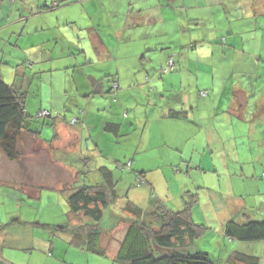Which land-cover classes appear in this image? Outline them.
<instances>
[{"label": "crops", "instance_id": "1", "mask_svg": "<svg viewBox=\"0 0 264 264\" xmlns=\"http://www.w3.org/2000/svg\"><path fill=\"white\" fill-rule=\"evenodd\" d=\"M7 2L0 0V14ZM8 5L11 15L16 13L19 17L6 23L4 19L10 17L0 15V33L8 25L16 24L13 27L15 38L10 42L28 35L26 45L34 50H25L22 55L18 53L24 66L18 65L14 81L6 83L25 93L29 116L33 117L38 111L51 113V120L44 121L45 129L41 133L45 139L41 134L39 137L27 132L22 134L18 149L27 151L30 146V152L24 155L22 152L21 158L32 157V165L35 159L39 161L63 145L77 147L79 142L82 150L88 153V159H75L77 162L70 166L58 165L57 161L43 164L44 170L49 168V177L53 178V190L63 193L55 204L67 212V220L61 223L50 220V223H39L38 226L68 233L69 240L70 230L89 221L82 215L70 213L66 189L83 187L82 177H93L84 182L90 183L87 187L101 185L104 170L112 172L121 204L125 197H130L136 205L145 208L152 203L148 198L153 192L156 199H163L168 190L158 191V180L146 164L153 158L156 162L152 165L168 166L171 172L180 165L188 166L186 175L190 174V177H176L186 185H181L176 195L169 192L166 198L174 197L179 201L187 192L197 193L199 199L205 197L204 213L209 221L214 219V213L225 216L230 209L227 200L235 204L236 214L264 212L261 210L264 205V177L263 180L262 177H222L217 171H203L201 161L197 169L191 168L193 164L185 162L183 156L186 145L190 143L225 151L228 142H234L232 134H246L248 126L240 119L250 121L248 130L259 135L256 141L259 146L264 145V137L260 136L264 133V121L259 119V114L264 117V83L257 88L254 83L257 80L247 84L237 77L235 80L227 78L219 84L215 77L216 74L227 77L247 71L259 72V53L246 48L242 50L236 43L245 35L248 39L261 37L264 40V0H16L14 5ZM223 6H226L224 13L220 9ZM13 55L17 54L11 52L10 56ZM5 56L4 51L0 52V57ZM55 59L58 61L56 66L53 63ZM169 59H173L174 67L166 71ZM28 62L30 67L26 66ZM2 65H7L5 60H0V79L4 81ZM38 68L42 70L38 76L42 95L37 88L38 77H33L34 70ZM204 68L213 77L200 86V77L193 71ZM47 72L51 79L48 82L43 77ZM43 82L49 83L51 88ZM115 83L117 89L114 88ZM56 92L59 98L66 99L71 105L66 104L64 110L57 108ZM29 93L32 95L30 103ZM148 107L152 114L159 110L152 121L141 119ZM132 114L135 120L129 121ZM71 115L80 122V126H77L79 123L74 127L70 125L71 121L67 119ZM249 116L251 120H248ZM138 121L151 127L142 129V143L131 160V170L125 171L122 168L125 164L116 162L114 156L108 155L100 145L105 143L110 149L118 143L121 135L137 128ZM110 127L114 130L111 128V131ZM71 128L77 129L73 131ZM222 133L230 136L223 138L220 136ZM87 137L92 142L85 143ZM44 150L49 152L44 155ZM235 150L240 148L236 146ZM0 157L7 159L1 149ZM126 159L129 160L130 155ZM13 162L17 161H10L11 166ZM180 171L181 174L185 172ZM6 173L5 177L12 182V172L10 175ZM142 173L147 183L137 189L134 177ZM206 173L211 176L203 177ZM0 176L4 177L2 172ZM162 176L167 182L164 172ZM122 184L124 190L120 192ZM175 186L179 189L177 184ZM30 194L37 197L34 191ZM163 201L177 207L170 200ZM228 219L220 216L221 223ZM10 221L5 226L0 224V234L5 233L3 239L15 246L18 241H23L22 232L29 229L25 227L26 222L21 223V218L12 224ZM16 223L21 225V229L17 230V236H12L6 228ZM110 242L107 238L102 244L116 253L115 241ZM223 242L229 244L225 237ZM258 243H262L263 251L264 242ZM54 244L52 240H46L45 248ZM247 246L252 247L248 254L258 257L256 245ZM2 259L6 264L15 263Z\"/></svg>", "mask_w": 264, "mask_h": 264}, {"label": "rangeland", "instance_id": "2", "mask_svg": "<svg viewBox=\"0 0 264 264\" xmlns=\"http://www.w3.org/2000/svg\"><path fill=\"white\" fill-rule=\"evenodd\" d=\"M7 1L8 2L4 5L0 15L2 17L9 16L10 19L5 18L4 20L6 23H10V20L18 18L19 15L16 13H13V15H11V9H9L10 6L8 5V3H10V5H14L16 0ZM30 1L31 0H28V2ZM225 8L226 6L220 7L222 12L225 10ZM226 15L229 16L228 13H226ZM23 22L27 21L24 20ZM221 23H223V21H221ZM209 25H211V23H209ZM214 25L215 24L213 22L212 26ZM14 26H16V24H14ZM14 26L13 24H10L6 28H3L0 33V36H2L1 34H3L4 36V38L3 36L0 38V52L4 51L6 55L5 57H0V60H5V64H7L2 65L1 70L2 75H4L3 78L5 83H11L14 81L13 76H16V68H18V65H20V67L24 66V61L18 56V53L21 54V52L25 50L27 52L34 50L26 45V38L28 37V35L20 36L17 38V40L10 42V40H13L15 38V36L13 35ZM8 30L9 32L6 33V31ZM260 35L262 36L261 33ZM245 37L246 35L242 38H239V41L236 43V46L240 47V49L246 48L245 50L259 53L257 55L258 63H260L259 72L247 71L239 75L230 74L227 77H224L220 74H216L215 77L218 78L217 80L219 81V84H222L224 81H226L227 78L235 80L238 79L237 77H241L242 79H244V83L247 84H249V81L251 80H257L256 82H254L256 85H258L257 88L264 83V40L263 38L261 39V37H258V39H248ZM11 52L17 55L10 56ZM23 55H25L26 57V53H23ZM259 57H261V59H259ZM53 63L56 66L58 61L55 59ZM217 63L218 62L216 61V64ZM26 66L30 67V63L28 62ZM205 67L208 68L207 65H205ZM41 72L42 70L40 68L34 70L33 77L40 76ZM48 74L50 73H44L43 76L47 82L51 80L49 79L50 76H48ZM193 74L200 77V86L204 85L206 82H208V79H211L213 77V74L210 73L206 68L201 70H194ZM196 76L195 79H197ZM36 81L39 94L42 95L43 92L40 87V77H38ZM42 84L51 88V86H49V83L43 82ZM32 89H34V87H32ZM195 93L199 95L197 90ZM56 95L57 101L55 102V106L57 108L64 110L66 104L71 105V103H69V101H67L66 99L59 98L57 92ZM31 99L32 95L30 94L28 98L29 103ZM45 102H48V99H46ZM147 109L148 111H146V113L143 112L141 119L148 118L149 121L154 120L155 115L158 113L159 110H157L155 114H152L151 111H149L150 107H148ZM142 110H144L143 107ZM33 117L34 121H31L32 123L28 124V126H30L32 130H36L42 133L43 129H45L44 121L51 120V118L48 119L46 117H41V111L35 113ZM73 117L74 116L71 115V117H69V119L67 120L72 122L73 120H75L73 119ZM129 118V121H134V114H132ZM259 119L264 121L263 114H259ZM248 120H251L250 116ZM71 122L70 125L74 127L75 124H72ZM240 122L247 125L249 128L250 121L245 122L244 120L240 119ZM76 124H78L77 126H80V122L77 121ZM237 124L240 123L238 122ZM145 127L151 126H146L138 121L137 128L134 127L130 130L129 133L121 135L118 140V143L111 146L110 149H108L109 147L105 143H102L100 146L103 148V151H105L108 155L114 156V160L116 162H118L119 164H125L122 167L125 169V171H130L131 160L135 156L137 148H139L140 144L142 143V129ZM248 128H246L245 135L244 133L240 134V136L232 134L231 137L234 138V142H228L225 151L219 152V150L213 149L212 147L210 150L207 147H203L204 144H201L202 146L193 143L186 145L185 152L183 153L185 162L187 161L188 163L193 164L191 168L197 169L201 161L203 171L204 169L210 172L217 171L222 177H262L263 180L264 145L259 146L256 143L259 135L251 133ZM71 129L75 131L77 128ZM134 129H138V131L136 132L134 131ZM260 130L261 128H259V131ZM41 136L43 137V139H45L44 135L41 134ZM220 136L223 138H228L230 135L222 133L220 134ZM260 136L264 137V133H262V135ZM87 138L88 140H86L85 143L92 142L89 137ZM236 146H238L240 150H235ZM28 150L24 151L22 148L20 149V151L23 152V155L30 152V146L28 147ZM32 152L37 154V151L32 150ZM46 152L49 151H42L44 155ZM87 155L88 153L85 150H82L81 142H79L77 147L67 148L65 147V145H63L60 149H55L53 153H49L47 156H42L43 159H40L39 161L38 159H35V163L32 164L33 166L31 165L32 157H23L19 160H15L17 162H13V166L10 165L11 163L9 160H5L3 157H0V173L2 172L4 175V177L0 176V224H2V226H5L10 220V224H12L13 221L17 220L18 218H21V223L26 222L25 227L29 229L28 232H22L23 241H18V243L15 245L16 247L11 245L9 241H6V239H3V235L5 233L0 234V260L5 261L4 259H2L4 257L6 259H9L10 261L15 262L12 264H115L113 263L112 259L102 258L94 255L88 256V254H85L86 252L83 249L77 248L76 245L71 243L72 235H70V238L68 240V233L53 232L47 227H44V225H37L39 223H50V220H59L57 221L59 223H61L62 220H67V212H63L60 209L61 206L59 207L58 204H55V200H59L62 197L63 193H56V191L53 190V188H55L53 187L55 185L53 184V178L51 179L49 177V168L46 167L44 170L43 164H46L50 161H57L58 165L62 166L63 164H67L68 166H70L71 164H75L77 162L75 161V159H88ZM127 155H130L129 160L126 159ZM155 162L156 158H153L147 161L146 164L149 168H152V175L158 180V191L165 192L166 190H168V193H166L163 199H161L160 201L165 203V201L163 200H170V202H174L176 206L180 205L181 197L178 201L174 197L173 199H167L166 196H168L169 192H173V194L176 195L178 193V190L180 191L181 185H186L185 182H183L182 180L180 182V180L176 179V177H190V174H188L189 176L186 175L188 166L184 164L180 165V167H175L173 169V172H171L168 166L157 167L152 165ZM180 169L185 172L181 174ZM88 171L89 173H94L93 170ZM6 172H8L9 175L12 172V182L8 177H5L7 176ZM162 172L166 174L167 182L162 176ZM210 176V173H206L203 177ZM60 178L63 179L68 177ZM90 178L93 177H82L83 187L84 184L86 186H90L89 182L84 183L85 181H87V179ZM134 178L136 179V177ZM175 184L179 186V189H177ZM122 190H124V184L120 186V192H122ZM251 190L254 189L252 188ZM30 191H34V196L37 195V197H41H33L32 194H30ZM55 193L56 195L54 196ZM185 194L190 193H183V195ZM194 194L197 195V193L195 192L191 193V195ZM205 202V197H202L201 199L198 198V202L193 209V217L195 220V224L204 225V227L207 229L206 234L202 238L197 240V249L201 252L211 254L213 257H215L219 264H221L220 261H223L225 255H227L229 252L239 249L240 251L250 253L252 251V247L247 245H256L258 257L259 259H261V264H264V250L261 251L262 243L242 244L236 242L232 243L229 242V240H227V243L229 244H225L223 242L224 236L221 232V229L223 228L224 223H221L220 216L221 218L227 216V218L229 217L231 219L234 215H236L235 209L233 207L235 204L227 200L226 202L228 203L227 205H229L228 207H230V209L225 214V216L222 214L218 215L217 213H214V219L209 221L204 213L203 204H205ZM261 210H264V205H262ZM263 214L264 212L259 210L257 212L255 211L253 216L256 218H262L264 216ZM6 229H9L10 234L12 236H17V230L19 231V229H21V225L19 223H16ZM46 240H52L55 243L54 246L51 248L48 247L46 249ZM114 248L117 249L118 245L115 244Z\"/></svg>", "mask_w": 264, "mask_h": 264}, {"label": "trees", "instance_id": "3", "mask_svg": "<svg viewBox=\"0 0 264 264\" xmlns=\"http://www.w3.org/2000/svg\"><path fill=\"white\" fill-rule=\"evenodd\" d=\"M114 88H118L116 83ZM26 99L25 93L0 79V149L10 161L22 156L18 142L23 133L37 137L41 134L28 127L34 117L28 115ZM41 113H46L41 117L51 118L50 112ZM71 123L76 125L77 119ZM102 172L105 177L101 185L66 189L70 213L89 221L70 230L72 244L88 255L112 259L115 264H219L211 254L196 247L197 240L207 230L204 225L195 224L193 209L197 195L181 196L178 208L156 199V193L149 196L152 203L145 208L136 205L130 197H125L121 204L112 172ZM145 185V175L137 174L134 187ZM253 215L242 212L228 219L222 228L226 240L242 244L264 242V216ZM107 238L118 245L116 253L103 246ZM220 263L261 264L259 257L238 249L225 255ZM0 264L6 263L0 260Z\"/></svg>", "mask_w": 264, "mask_h": 264}, {"label": "built area", "instance_id": "4", "mask_svg": "<svg viewBox=\"0 0 264 264\" xmlns=\"http://www.w3.org/2000/svg\"><path fill=\"white\" fill-rule=\"evenodd\" d=\"M173 67H174V61H173V59H169L168 69H166V71L169 70V69H172ZM44 114L45 113H41V115H43V116H44Z\"/></svg>", "mask_w": 264, "mask_h": 264}, {"label": "bare ground", "instance_id": "5", "mask_svg": "<svg viewBox=\"0 0 264 264\" xmlns=\"http://www.w3.org/2000/svg\"><path fill=\"white\" fill-rule=\"evenodd\" d=\"M44 116H46V113L44 114Z\"/></svg>", "mask_w": 264, "mask_h": 264}]
</instances>
